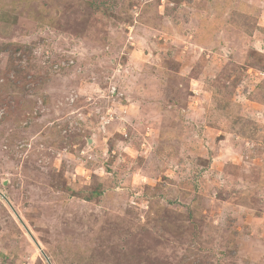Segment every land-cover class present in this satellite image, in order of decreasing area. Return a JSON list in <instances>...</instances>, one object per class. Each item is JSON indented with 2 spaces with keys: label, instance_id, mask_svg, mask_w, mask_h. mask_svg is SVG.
I'll return each instance as SVG.
<instances>
[{
  "label": "rangeland",
  "instance_id": "1",
  "mask_svg": "<svg viewBox=\"0 0 264 264\" xmlns=\"http://www.w3.org/2000/svg\"><path fill=\"white\" fill-rule=\"evenodd\" d=\"M0 193V264H264V0H0Z\"/></svg>",
  "mask_w": 264,
  "mask_h": 264
},
{
  "label": "water",
  "instance_id": "2",
  "mask_svg": "<svg viewBox=\"0 0 264 264\" xmlns=\"http://www.w3.org/2000/svg\"><path fill=\"white\" fill-rule=\"evenodd\" d=\"M0 194H1V196H3L5 198V196L2 193H0ZM7 202L9 204V206L12 208L11 203L8 200H7Z\"/></svg>",
  "mask_w": 264,
  "mask_h": 264
}]
</instances>
